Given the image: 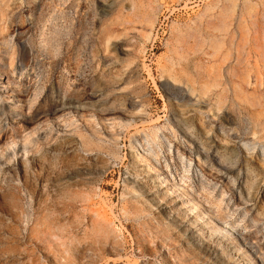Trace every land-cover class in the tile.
<instances>
[{
    "label": "rangeland",
    "instance_id": "1",
    "mask_svg": "<svg viewBox=\"0 0 264 264\" xmlns=\"http://www.w3.org/2000/svg\"><path fill=\"white\" fill-rule=\"evenodd\" d=\"M6 75L0 264H264V0H0Z\"/></svg>",
    "mask_w": 264,
    "mask_h": 264
},
{
    "label": "bare ground",
    "instance_id": "2",
    "mask_svg": "<svg viewBox=\"0 0 264 264\" xmlns=\"http://www.w3.org/2000/svg\"><path fill=\"white\" fill-rule=\"evenodd\" d=\"M80 9H81V7L79 6L78 10H80ZM6 77H7L6 79L0 78V86H1V89H0V100L1 99H5V100H8V102H9L8 106H6V105L3 106V104L0 101V124L4 125V126H7V124L9 125V123L12 122V120H14V121H16V123H18L20 121L19 118L21 117L20 113L16 112L18 107L15 104V101L12 100V97L9 96V94H11L15 90L18 91V89L14 88L13 86H10L11 79L9 78L8 75H6ZM11 77H13V76H11ZM8 84H9V87H8ZM91 97L95 98L96 96H91ZM80 104H81V106H84L86 108L98 107L99 106L96 103H92V102H80ZM5 107L7 108L8 114H6L7 112H6ZM62 107H63V103H60L57 106L53 107V110L56 112L57 115H59L58 112L62 109ZM99 109L103 110L101 107H99ZM111 114H112L111 112L110 113H105V115H109V116ZM34 117L35 116H32V115L28 116L26 118L27 123L28 124L33 123L35 121ZM106 119H110V117H106ZM221 128H223V126H221ZM40 133L43 134V132H40ZM85 139H86V137H85ZM240 140L243 142V144L246 147H250V148H253L254 145L257 143L255 140H253V141H248L247 139H240ZM87 142H88V140H87ZM88 143H92V141L89 140ZM156 146H157V144L154 143L153 138H152L151 135L148 136L147 134H145V136L143 137L142 141H139V139L136 136H133L130 139V147H131V149L133 151V156L135 158H137L138 160H141L143 163H147L146 162L147 160H146L145 156L149 155V157L151 156L153 159H155V161L159 162L161 166L163 165V166L167 167L168 165H167V162L165 161V159L158 156L157 150H156ZM188 166L191 168L190 163L188 164ZM194 172H195V175H197L198 177H202V172H201L200 169H196L195 168ZM145 175H146L145 177L153 180V182H155V183L166 182V178L165 177H163V176H161V175H159V174H157L155 172H147ZM167 179H168V176H167ZM167 182H170V181H167ZM59 186H60V184L57 186V188L55 190L56 193H58V191H59V188H60ZM138 189H139V194H143L144 191H146L145 185L143 183H141L139 185ZM190 189L193 190V191L194 190L197 191V188H195L194 185H190ZM183 202H184V200H180L179 201V203H183ZM64 209H65V207L62 206V207H58V208L53 209V210H55V211L56 210L64 211ZM222 223H224V225L222 224L223 227H226V225H227V227L234 228V226H233L234 224L233 223L231 224L230 221L228 222V221H224L223 220ZM80 225L81 224L78 223V222H76L75 224H70V228L67 227V234L69 235L70 232H75L76 229L80 228ZM100 230L103 232L104 238H106V241L108 242L109 238H110V230H109V228L106 227L104 224H102L100 226ZM238 235L241 237L242 233L239 231ZM242 236H244V234ZM23 237H24L23 239L27 240V241H32L33 240L32 238H29L28 235L26 236V234H24ZM39 239L43 240V237H39ZM102 243H103V246H101L102 250H107L106 247H105V243L104 242H102ZM62 244H64V241H62ZM244 245H245V243H244ZM121 247L124 248V245H121ZM66 248H68L69 250L73 249L71 246L70 247L68 246ZM24 264H27V262H24Z\"/></svg>",
    "mask_w": 264,
    "mask_h": 264
}]
</instances>
